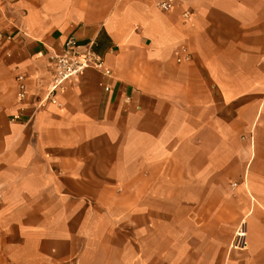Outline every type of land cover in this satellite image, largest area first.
<instances>
[{
    "label": "crops",
    "instance_id": "1",
    "mask_svg": "<svg viewBox=\"0 0 264 264\" xmlns=\"http://www.w3.org/2000/svg\"><path fill=\"white\" fill-rule=\"evenodd\" d=\"M165 1L0 0V264H264V0Z\"/></svg>",
    "mask_w": 264,
    "mask_h": 264
},
{
    "label": "built area",
    "instance_id": "2",
    "mask_svg": "<svg viewBox=\"0 0 264 264\" xmlns=\"http://www.w3.org/2000/svg\"><path fill=\"white\" fill-rule=\"evenodd\" d=\"M155 6L161 11L171 9V4L165 0H151ZM50 62L53 64L54 76L49 86L48 99L52 103H56L54 93L61 89L63 84L74 77L84 74L87 69L93 68L109 75L110 72L103 66V61L92 49V44L80 45L74 36L68 37L59 53H53L50 56ZM18 81V99L25 100L27 97V87L25 78L17 76ZM108 90V88H105ZM20 119V114L13 116V120ZM246 247V233L243 227L239 228L234 236L231 244L232 249L242 250Z\"/></svg>",
    "mask_w": 264,
    "mask_h": 264
}]
</instances>
